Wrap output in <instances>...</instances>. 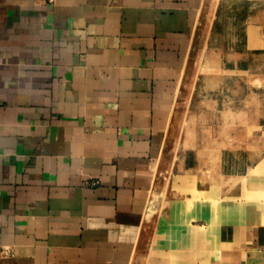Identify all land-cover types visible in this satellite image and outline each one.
I'll return each mask as SVG.
<instances>
[{"label":"crops","instance_id":"crops-1","mask_svg":"<svg viewBox=\"0 0 264 264\" xmlns=\"http://www.w3.org/2000/svg\"><path fill=\"white\" fill-rule=\"evenodd\" d=\"M201 2L0 0V264H264L261 126L165 160Z\"/></svg>","mask_w":264,"mask_h":264},{"label":"rangeland","instance_id":"rangeland-1","mask_svg":"<svg viewBox=\"0 0 264 264\" xmlns=\"http://www.w3.org/2000/svg\"><path fill=\"white\" fill-rule=\"evenodd\" d=\"M237 1L199 5L167 127L166 164L181 157L184 167L204 169L201 178L237 162L233 155L259 136L254 124L264 136V0Z\"/></svg>","mask_w":264,"mask_h":264},{"label":"bare ground","instance_id":"bare-ground-1","mask_svg":"<svg viewBox=\"0 0 264 264\" xmlns=\"http://www.w3.org/2000/svg\"><path fill=\"white\" fill-rule=\"evenodd\" d=\"M244 1H245V0H244ZM249 1H250V0H249ZM253 1H254V0H253ZM236 2H238V1L236 0ZM243 3H244V2H243ZM243 5H244V4H243ZM247 5H248V4H247ZM244 6H246V5H244ZM250 9H251V8H250ZM224 14H225V15H224ZM224 14H223V15H224L223 18H224V17L226 18V17H227V16H226L227 12L225 11ZM251 27H252V26H251ZM257 32H258V31H255V32L252 33V34L255 35ZM248 33H249V32H248ZM250 34H251V33H250ZM261 35H262V34H261ZM256 37H257V36H256ZM260 38H261V37H260ZM249 40H250V39H249ZM247 42H248V41H247ZM253 47H254V46H253ZM251 48H252V47H251Z\"/></svg>","mask_w":264,"mask_h":264},{"label":"built area","instance_id":"built-area-1","mask_svg":"<svg viewBox=\"0 0 264 264\" xmlns=\"http://www.w3.org/2000/svg\"><path fill=\"white\" fill-rule=\"evenodd\" d=\"M92 184H94V183H92Z\"/></svg>","mask_w":264,"mask_h":264}]
</instances>
